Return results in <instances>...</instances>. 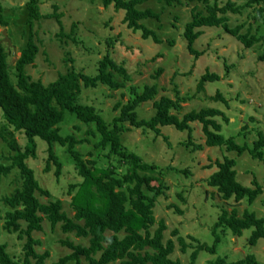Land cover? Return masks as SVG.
I'll use <instances>...</instances> for the list:
<instances>
[{"label": "trees", "instance_id": "obj_1", "mask_svg": "<svg viewBox=\"0 0 264 264\" xmlns=\"http://www.w3.org/2000/svg\"><path fill=\"white\" fill-rule=\"evenodd\" d=\"M98 1L105 7L114 5L117 10H124V22L133 31H140L143 38L162 41L155 30L143 23L148 19H160V14L155 10L140 7L148 0ZM164 1L173 6L193 4L191 20L185 26L184 37L189 50L196 57L202 52L194 45L202 34L201 28L205 27L224 28L246 48L260 50L264 46V0H226L223 4L220 0ZM26 8L28 39L14 64L11 59L13 46H8L7 42L0 39V110L6 122L0 127V139L4 145L0 153V182L13 175L10 182L15 185L11 191L1 196L3 210L0 209V220L3 225L0 228V240L4 234L10 233H18V237L25 240L21 256L12 254L8 244L0 242V264H45L50 251L40 253L38 247L43 242L35 237L36 232L43 231L45 221L53 228L59 226L63 233L74 234L75 237L88 241L87 244L76 243L69 235L61 239V243L71 251L52 264H183L181 259L172 258L176 242L172 238H165L168 226L165 219L156 218L154 211L158 198L166 194L165 168L158 163L146 161L141 154L127 148L122 139L123 134L131 128L141 129L145 133L151 131L156 136H161L162 128L171 126L178 131L188 132L189 140L184 143L187 147H219L235 153L236 156H225L223 161H216L217 170L207 180L208 185L214 187L225 201L234 198L239 203L246 199L253 204L263 193V185L257 179L252 186L244 185L238 180L236 165L237 157L245 153L264 162V136L260 134L253 146L239 143L235 135L225 136L222 133L223 126L216 118L221 116L225 121H229V118L218 108L204 107L180 115L181 104L186 98L180 96L176 89L175 99L164 95L156 99L159 94L157 84L145 85L142 90L132 86L130 99L115 105L119 114L110 122L104 119L95 106L77 104L82 85L86 88L102 85L118 90L130 80L127 69L113 60L109 52L98 61L95 74L71 67L66 72L59 73L48 84L40 79H33L27 66L35 62L40 50L34 28L37 21L51 15L41 13L39 0H28ZM249 9L253 21L248 26L247 21L230 25L229 13L242 14ZM4 11L5 7L0 1L1 27L9 25ZM52 16L60 21L57 12ZM254 25L257 27L256 31H253ZM58 36L64 42L74 38L72 33L66 34L63 31ZM260 59L264 60V52ZM162 71L159 68L154 77H158ZM220 78L219 74L207 70L200 78L198 90H204L207 82L219 81ZM211 99L228 104L219 91ZM149 101H153L154 114L148 118L140 117L138 108ZM67 113L74 115L78 121L95 125V129L88 130L87 134L100 136L95 148L103 151L102 157L105 158L106 165L100 166L95 159H86L77 149L78 145L89 142V139H78L73 134L61 133L60 124L65 121ZM196 122L203 125L205 144L193 143L192 124ZM75 128L80 129L79 126ZM17 132H22L26 137L23 147L15 137ZM37 139L48 145L44 172H49L55 166V175L60 177L63 163L54 150V146L58 144L66 148L74 169L81 178L79 183L71 184L68 191L72 195V216L64 210L61 199L51 198L52 193L41 186L35 169L29 165V160L37 156ZM166 169L174 167L168 166ZM44 195L51 199L44 202L41 199ZM176 210L183 213L180 208ZM220 228L228 229L238 237L243 235L244 230L251 229L248 242L252 246L264 239V217H259L250 210H245L239 216L237 208L231 211L223 208L212 227L213 244L188 236L197 244L187 264H196L202 251L217 254L221 242L218 232ZM172 234L177 236L180 249L185 253L191 245L179 234L178 229L173 230ZM207 264L261 263L255 254L250 253L231 262L225 257L217 256Z\"/></svg>", "mask_w": 264, "mask_h": 264}, {"label": "rangeland", "instance_id": "obj_2", "mask_svg": "<svg viewBox=\"0 0 264 264\" xmlns=\"http://www.w3.org/2000/svg\"><path fill=\"white\" fill-rule=\"evenodd\" d=\"M0 1L5 7L4 15L9 23L7 27L0 26V39L4 40L3 32L6 31L15 46V51L11 50L14 64L15 57L20 56L28 39V0ZM225 1L220 0L222 4ZM39 4L41 13L51 16L37 21L34 28L40 50L35 62L27 66V71L33 79H40L48 84L55 80L59 73H64L71 67L84 73L95 74L98 61L109 52L113 60L124 65L130 74V80L118 90L102 85L95 88L82 85L76 101L77 104L95 106L106 121L110 122L119 114L114 107L118 102L130 99L132 86L142 90L145 85L157 84L159 94L156 99L163 95L175 99L176 89L180 96L186 98L181 104L180 115L194 109L215 107L229 118V121H225L221 116L216 118L222 124V133L225 136L235 135L239 143H247L250 146L259 139L260 134L264 136V60L260 59L264 46L260 47V50L246 48L224 28L205 27L201 28L202 34L194 45L202 52L196 57L189 50L184 37L185 26L191 20L193 4L173 6L164 0H148L140 5L160 14L159 20L148 19L143 23L157 32L161 42L143 38L140 31H133L124 22V10H117L114 5L105 7L98 0H39ZM55 12L60 15V21L52 16ZM250 13V9L242 14L229 13L230 25L235 26L247 21L248 26V23L253 21ZM253 29L256 31L257 27L254 25ZM62 31L66 34L72 33L74 38L64 42L58 36ZM159 68L163 71L155 78ZM207 70L219 74L221 78L219 81L207 82L204 90H198L200 78ZM116 77L122 80L119 75ZM218 91L225 96L228 104L211 99ZM154 111L153 101L143 103L138 108L139 116L143 118L150 117ZM5 123L0 110V127ZM60 127L63 135L73 134L78 139H89V142L78 145L77 149L86 159H95L100 166L106 165V160L102 157L103 151L95 148L100 136L87 134L88 130L95 129L93 123L85 124L71 113H67ZM192 127L193 143L205 144L203 125L196 122ZM15 137L22 147L25 146L26 137L22 132H17ZM37 140V156L29 160V165L35 169L41 186L52 193L51 198L61 199L64 210L72 216V195L68 191L70 185L79 183L81 178L77 175L66 148L58 144L54 146V150L62 160V173L57 178L55 166L49 172H44L48 145L40 139ZM188 140L187 131L181 132L171 126L163 127L161 136H156L151 131L145 133L141 129L131 128L123 134L122 139L127 148L141 154L146 161L158 163L165 168L166 194L158 198L154 211L156 218L165 219L168 226L165 238H172L176 242L172 258L181 259L183 264L190 261V254L197 244L188 238L189 235L201 242L213 244L212 227L223 208L229 211L237 208L239 216H242L245 210H250L256 212L257 216L264 217V162L253 158L249 153L237 157L238 180L244 185L252 186L257 179L263 185V193L253 204L246 199L239 203L234 198L225 201L214 187L208 185L207 180L217 170L216 161H223L225 156L232 157L236 154L219 147L204 146L203 149H193L192 145L185 146L184 143ZM2 146L3 141L0 139V153ZM262 150L264 151V147ZM168 166L174 169L167 170ZM10 178L13 179V175ZM10 178H4L0 182L1 210V196L15 186L11 184ZM51 198L44 195L41 199L45 202ZM177 208L182 209L183 213L177 212ZM2 225L3 221L0 220V228ZM43 225V231L36 232L35 237L43 242L38 247L40 253L50 251V257L45 264H52L71 251L61 243V239L68 235L76 243L88 242L87 239L82 240L74 234L63 233L59 226L53 228L47 221ZM175 229H178L179 234L191 245L185 253L180 249L177 236L172 234ZM251 231L244 230L243 235L238 237L230 230L220 228L218 232L221 242L217 254L202 251L196 264H207L217 256L225 257L231 262L250 253L255 254L257 260L264 264V239L259 240L255 246L250 245L248 239ZM0 242H6L9 252L21 256L25 240L20 239L18 233L4 234Z\"/></svg>", "mask_w": 264, "mask_h": 264}, {"label": "water", "instance_id": "obj_3", "mask_svg": "<svg viewBox=\"0 0 264 264\" xmlns=\"http://www.w3.org/2000/svg\"><path fill=\"white\" fill-rule=\"evenodd\" d=\"M3 35H4V41L7 42L8 46H13L12 45V42L10 40V38L8 37V35L6 34V31L3 32ZM13 49L15 51V47L13 46ZM17 59V57H15V60Z\"/></svg>", "mask_w": 264, "mask_h": 264}]
</instances>
